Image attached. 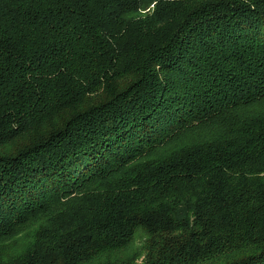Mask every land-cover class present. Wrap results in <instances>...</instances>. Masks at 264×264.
<instances>
[{"label": "trees", "instance_id": "1", "mask_svg": "<svg viewBox=\"0 0 264 264\" xmlns=\"http://www.w3.org/2000/svg\"><path fill=\"white\" fill-rule=\"evenodd\" d=\"M0 264H264V0H0Z\"/></svg>", "mask_w": 264, "mask_h": 264}, {"label": "rangeland", "instance_id": "2", "mask_svg": "<svg viewBox=\"0 0 264 264\" xmlns=\"http://www.w3.org/2000/svg\"><path fill=\"white\" fill-rule=\"evenodd\" d=\"M139 243H140V240H139V239H137V240H136V244H139Z\"/></svg>", "mask_w": 264, "mask_h": 264}]
</instances>
